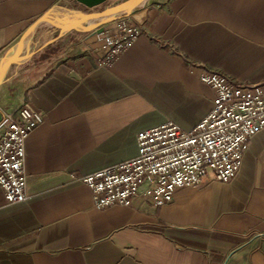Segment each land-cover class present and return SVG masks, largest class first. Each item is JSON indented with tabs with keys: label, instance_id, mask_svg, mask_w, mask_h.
Segmentation results:
<instances>
[{
	"label": "crops",
	"instance_id": "0c3cea01",
	"mask_svg": "<svg viewBox=\"0 0 264 264\" xmlns=\"http://www.w3.org/2000/svg\"><path fill=\"white\" fill-rule=\"evenodd\" d=\"M115 4L0 0V57L45 12L68 24ZM123 24L140 35L114 60L98 64L97 34L69 32L0 86L2 114L44 115L25 143L26 200L8 204L0 189V264H264V128L231 181L203 179L162 206L98 209L80 180L133 158L140 130L192 129L213 105L201 72L264 83V0H146L102 34ZM54 33L39 24L35 46Z\"/></svg>",
	"mask_w": 264,
	"mask_h": 264
},
{
	"label": "built area",
	"instance_id": "2783aa9c",
	"mask_svg": "<svg viewBox=\"0 0 264 264\" xmlns=\"http://www.w3.org/2000/svg\"><path fill=\"white\" fill-rule=\"evenodd\" d=\"M140 30L123 24L112 34H97L98 64L114 60L133 45ZM212 87L210 111L190 130L172 121L136 133L137 154L116 165L83 175L93 206H130L143 197L151 205L170 202L174 193L211 178L231 181L239 171L249 139L264 128V83L236 85L224 75L203 71ZM44 115L22 104L4 112L0 122V189L8 204L26 200L25 143Z\"/></svg>",
	"mask_w": 264,
	"mask_h": 264
},
{
	"label": "water",
	"instance_id": "95a60500",
	"mask_svg": "<svg viewBox=\"0 0 264 264\" xmlns=\"http://www.w3.org/2000/svg\"><path fill=\"white\" fill-rule=\"evenodd\" d=\"M109 0H75V2L87 9L101 6ZM146 0H123L115 5L94 12L84 13L82 17L71 23H60L52 18L49 12H45L35 19L20 35L18 40L0 57V86L6 81V75L12 66H20L28 62L35 54L45 49L62 35L75 33H95L101 34L104 25L126 17ZM83 25L86 22H91ZM39 24H45L54 30V34L45 42L35 46L33 35ZM2 113L0 111V122Z\"/></svg>",
	"mask_w": 264,
	"mask_h": 264
},
{
	"label": "rangeland",
	"instance_id": "374dc122",
	"mask_svg": "<svg viewBox=\"0 0 264 264\" xmlns=\"http://www.w3.org/2000/svg\"><path fill=\"white\" fill-rule=\"evenodd\" d=\"M121 1H123V0H109V1L105 2L104 4H102L101 6L108 5V4H115V3H119ZM93 9H90V10H93Z\"/></svg>",
	"mask_w": 264,
	"mask_h": 264
},
{
	"label": "bare ground",
	"instance_id": "6f19581e",
	"mask_svg": "<svg viewBox=\"0 0 264 264\" xmlns=\"http://www.w3.org/2000/svg\"><path fill=\"white\" fill-rule=\"evenodd\" d=\"M78 20V19H77ZM74 21H76V20H74ZM71 22H73V21H71ZM71 22H69V23H71Z\"/></svg>",
	"mask_w": 264,
	"mask_h": 264
}]
</instances>
